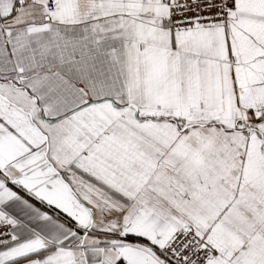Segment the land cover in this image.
I'll return each mask as SVG.
<instances>
[{
    "label": "snow or ice",
    "instance_id": "6c2138e0",
    "mask_svg": "<svg viewBox=\"0 0 264 264\" xmlns=\"http://www.w3.org/2000/svg\"><path fill=\"white\" fill-rule=\"evenodd\" d=\"M0 264H264V0H0Z\"/></svg>",
    "mask_w": 264,
    "mask_h": 264
}]
</instances>
